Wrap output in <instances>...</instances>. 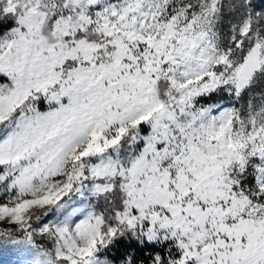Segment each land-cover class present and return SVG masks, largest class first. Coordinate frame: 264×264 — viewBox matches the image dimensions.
Returning a JSON list of instances; mask_svg holds the SVG:
<instances>
[{
  "label": "snow or ice",
  "instance_id": "obj_1",
  "mask_svg": "<svg viewBox=\"0 0 264 264\" xmlns=\"http://www.w3.org/2000/svg\"><path fill=\"white\" fill-rule=\"evenodd\" d=\"M0 264H264V0H0Z\"/></svg>",
  "mask_w": 264,
  "mask_h": 264
}]
</instances>
